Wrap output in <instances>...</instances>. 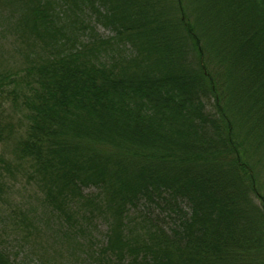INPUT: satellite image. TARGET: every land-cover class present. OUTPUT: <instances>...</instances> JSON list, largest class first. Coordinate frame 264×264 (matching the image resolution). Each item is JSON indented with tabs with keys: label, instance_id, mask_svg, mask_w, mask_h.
<instances>
[{
	"label": "trees",
	"instance_id": "obj_1",
	"mask_svg": "<svg viewBox=\"0 0 264 264\" xmlns=\"http://www.w3.org/2000/svg\"><path fill=\"white\" fill-rule=\"evenodd\" d=\"M0 8L17 44L14 65L0 53V197L16 170L33 183L74 264H264V0ZM12 213L38 244L37 214ZM29 263L0 241V264Z\"/></svg>",
	"mask_w": 264,
	"mask_h": 264
},
{
	"label": "rangeland",
	"instance_id": "obj_2",
	"mask_svg": "<svg viewBox=\"0 0 264 264\" xmlns=\"http://www.w3.org/2000/svg\"><path fill=\"white\" fill-rule=\"evenodd\" d=\"M6 11L7 9L0 8V13L6 14ZM0 33L2 38L4 30H0ZM0 53L7 64H15L13 59L17 58V44L13 42L11 36L0 40ZM8 150L3 145H0V153L2 152L8 156ZM39 194L33 183H28L17 173V170L14 171L11 181H9L8 186L6 185L4 189V195L0 197V241L9 250L16 262L18 255L19 260L21 259L24 263L30 262L29 264H31L32 260L38 261L40 264H53V258L58 260V262L64 261L65 264H74L72 263L74 262L73 257L69 254L67 239L56 232V229L58 230L59 228L57 221H52V227L47 226L51 216L42 205ZM12 210H24L29 213L28 215L37 214L38 219L36 220L35 218V221L39 225L38 227H40L38 231L41 236L38 238L35 233H32L31 238L34 237V240L38 244H34V246L27 242L29 238L24 233H21V230H18L17 227L20 226L17 223H13V217L17 215L12 213ZM148 210L152 214V217L157 216L160 220L164 219V222L169 220L166 217V213L159 211L154 205L149 206ZM31 217L33 218V216ZM104 229V222L102 220L96 221L92 227V232L86 233L84 236L90 237L95 243L101 242ZM55 248L57 250L56 255ZM17 251L19 252L17 253Z\"/></svg>",
	"mask_w": 264,
	"mask_h": 264
}]
</instances>
